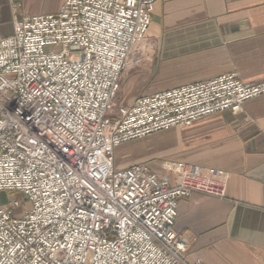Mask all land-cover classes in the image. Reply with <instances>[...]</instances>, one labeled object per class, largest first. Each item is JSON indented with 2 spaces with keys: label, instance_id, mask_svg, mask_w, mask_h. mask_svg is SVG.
Returning <instances> with one entry per match:
<instances>
[{
  "label": "built area",
  "instance_id": "obj_1",
  "mask_svg": "<svg viewBox=\"0 0 264 264\" xmlns=\"http://www.w3.org/2000/svg\"><path fill=\"white\" fill-rule=\"evenodd\" d=\"M157 0H66L24 15L0 41V264H185L180 200L225 198L223 172L116 166L118 147L264 96L236 73L139 97L114 114L129 55L149 34ZM195 264H201L196 262Z\"/></svg>",
  "mask_w": 264,
  "mask_h": 264
},
{
  "label": "crops",
  "instance_id": "obj_2",
  "mask_svg": "<svg viewBox=\"0 0 264 264\" xmlns=\"http://www.w3.org/2000/svg\"><path fill=\"white\" fill-rule=\"evenodd\" d=\"M65 1L0 0V41L13 34L15 5L24 15H48ZM229 73L250 85L264 81V0H157L147 39L119 80L113 113L141 96ZM134 142L136 164L171 184L180 164L226 175L225 198L179 202L175 228L188 241L185 264H264V96L240 114L209 115Z\"/></svg>",
  "mask_w": 264,
  "mask_h": 264
},
{
  "label": "rangeland",
  "instance_id": "obj_3",
  "mask_svg": "<svg viewBox=\"0 0 264 264\" xmlns=\"http://www.w3.org/2000/svg\"><path fill=\"white\" fill-rule=\"evenodd\" d=\"M136 142H130L124 144L117 148V158L121 162V168H127L136 164V161L140 158V153H133L132 150H135L138 144ZM135 148V149H133ZM13 201H19L21 203V209L17 211V216H21V213L24 209H30L31 205L20 192H4L0 194V204L9 206Z\"/></svg>",
  "mask_w": 264,
  "mask_h": 264
}]
</instances>
